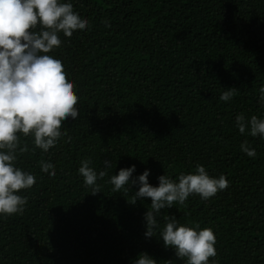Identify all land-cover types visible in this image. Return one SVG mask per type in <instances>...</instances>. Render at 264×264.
Returning <instances> with one entry per match:
<instances>
[{
	"label": "trees",
	"instance_id": "trees-1",
	"mask_svg": "<svg viewBox=\"0 0 264 264\" xmlns=\"http://www.w3.org/2000/svg\"><path fill=\"white\" fill-rule=\"evenodd\" d=\"M62 2L89 21L71 38L60 33L61 46L49 53L75 85L79 117L64 123L67 136L48 152L21 134L29 151H17L15 166L36 183L18 193L28 201L23 214L0 216V264H133L143 252L158 264H186L159 229L145 237L151 200L132 203L139 186L114 192L108 181L135 165L133 179L147 170L158 186V177L176 180L197 164L225 175L229 187L161 210L160 226L167 214L211 228L217 255L209 264H264V137L241 134L235 120L264 119V0ZM231 88L238 94L222 101ZM245 141L254 158L241 150ZM88 158L97 173L112 162L96 195L78 172Z\"/></svg>",
	"mask_w": 264,
	"mask_h": 264
},
{
	"label": "clouds",
	"instance_id": "clouds-1",
	"mask_svg": "<svg viewBox=\"0 0 264 264\" xmlns=\"http://www.w3.org/2000/svg\"><path fill=\"white\" fill-rule=\"evenodd\" d=\"M106 27L111 24L101 21ZM89 21L74 11L71 2L62 0H0V216L23 214L27 198L19 195L22 190L32 188L36 177L15 166L17 151H29L27 142L21 146V134L34 138L35 148L48 152L56 146L62 135L64 123L79 117V97L75 85L67 77L60 59L49 55L61 46L59 34L71 38L77 30L88 28ZM259 100L264 104V86L259 88ZM238 90L223 91L220 99L228 102ZM236 127L241 134L248 132L252 137H264V119L256 115L246 118L243 113L236 116ZM71 137H69V141ZM35 148L32 151H35ZM247 156L254 158L257 153L245 141L240 145ZM90 158L80 161L79 174L85 187L91 188L92 195L98 194L103 180L112 167L110 160H104V168L97 173L90 165ZM45 173L55 176V166L47 161L39 162ZM135 165L121 169L108 181L113 191L119 192L126 185H138L139 190L132 196V203L149 199L151 204L145 213L146 238L155 237L160 231L165 248L175 251L179 260L186 264H209L217 255L216 237L211 228H200L180 224L175 216L163 214V227L157 217L161 210L172 208L173 204L184 205L190 195L203 200L214 197L229 187L227 177L218 178L208 174L203 165L197 164L194 173H181L176 180L167 174L158 177V186L149 183L150 171L133 179ZM133 264H158L147 252L140 253ZM164 264H175L164 261Z\"/></svg>",
	"mask_w": 264,
	"mask_h": 264
}]
</instances>
